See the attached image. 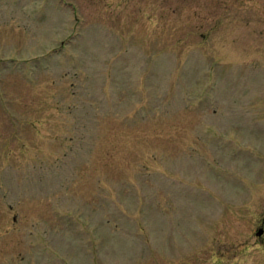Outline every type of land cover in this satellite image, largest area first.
I'll use <instances>...</instances> for the list:
<instances>
[{"label":"rangeland","instance_id":"1","mask_svg":"<svg viewBox=\"0 0 264 264\" xmlns=\"http://www.w3.org/2000/svg\"><path fill=\"white\" fill-rule=\"evenodd\" d=\"M264 0H0V264H264Z\"/></svg>","mask_w":264,"mask_h":264},{"label":"flooded vegetation","instance_id":"2","mask_svg":"<svg viewBox=\"0 0 264 264\" xmlns=\"http://www.w3.org/2000/svg\"><path fill=\"white\" fill-rule=\"evenodd\" d=\"M257 234L261 237L262 241H264V216L262 221L257 229Z\"/></svg>","mask_w":264,"mask_h":264}]
</instances>
